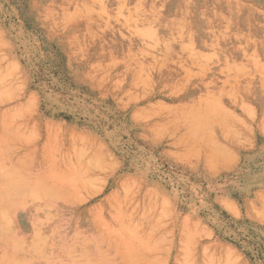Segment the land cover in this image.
<instances>
[{
	"label": "rangeland",
	"instance_id": "1",
	"mask_svg": "<svg viewBox=\"0 0 264 264\" xmlns=\"http://www.w3.org/2000/svg\"><path fill=\"white\" fill-rule=\"evenodd\" d=\"M0 244L264 264V0H0Z\"/></svg>",
	"mask_w": 264,
	"mask_h": 264
},
{
	"label": "bare ground",
	"instance_id": "2",
	"mask_svg": "<svg viewBox=\"0 0 264 264\" xmlns=\"http://www.w3.org/2000/svg\"><path fill=\"white\" fill-rule=\"evenodd\" d=\"M123 1V0H122ZM199 2L200 1H198V4H199ZM198 4H197V6H198ZM260 5V4H259ZM237 22V21H236ZM237 25V24H236ZM221 35V34H220ZM153 38V37H152ZM145 39V38H144ZM149 41V40H148ZM174 43V42H173ZM175 44V43H174ZM161 47H162V45H161ZM170 47V46H169ZM178 47V46H177ZM172 48V47H171ZM175 49H177V48H175ZM208 51V50H207ZM159 54V53H158ZM241 54V53H240ZM171 55V54H170ZM144 57H146V56H144ZM149 57V56H148ZM127 58V57H126ZM213 58V57H212ZM128 59V58H127ZM162 60H164V59H162ZM161 60V61H162ZM257 61H259V60H257ZM129 62H131V61H129ZM189 62V61H188ZM171 64V63H170ZM173 64V63H172ZM219 64V63H218ZM140 66V65H139ZM138 67V66H137ZM143 67V66H142ZM190 67V66H189ZM177 68V67H176ZM212 68V67H211ZM178 69V68H177ZM173 73V72H172ZM142 74V73H141ZM192 79V78H191ZM197 105V104H196ZM205 107V106H204ZM191 108V107H190ZM192 109V108H191ZM202 109V108H201ZM196 111V110H195ZM202 111V110H201ZM198 112V111H197ZM181 113V112H180ZM205 114V113H204ZM204 114H203V116H204ZM193 115V114H192ZM200 115V114H199ZM201 117V116H200ZM202 119V118H201ZM201 121H203V120H201ZM207 121V120H206ZM206 121H204V122H206ZM204 122H203V124H204ZM200 124V123H199ZM206 130V129H205ZM206 134V133H205ZM3 172V171H2ZM4 174V173H3ZM35 175V174H34ZM6 184H8V183H6ZM19 185H21V184H19ZM26 185V184H25ZM1 186H3V185H1ZM8 186V185H7ZM37 186H39V184L37 185ZM8 187H10V186H8ZM19 187V186H18ZM34 187H36V186H34ZM11 188V187H10ZM30 188V187H29ZM47 188V187H46ZM14 189H18V188H14ZM40 189V188H39ZM42 189V188H41ZM27 190H28V188H27ZM6 191V190H5ZM9 191V190H8ZM29 191H30V189H29ZM39 191V190H38ZM47 191V190H46ZM28 192V191H27ZM41 192V191H40ZM39 192V193H40ZM7 193V192H6ZM42 193H43V191H42ZM22 194V193H21ZM24 195V194H23ZM51 195H52V192H51ZM44 196H45V194H44ZM41 197V196H40ZM12 198V197H11ZM26 198H28V197H26ZM39 198V197H38ZM36 200H38V199H36ZM24 202H25V200H24ZM33 202V201H32ZM3 208V207H2ZM1 208V209H2ZM7 209V208H6ZM40 211V210H39ZM43 213V212H42ZM5 215H6V213H5ZM43 215V214H42ZM41 215V216H42ZM36 216V215H35ZM43 220H47V219H43ZM2 221V220H1ZM49 221V220H48ZM48 221L47 222H45V224L46 223H48ZM59 221V220H58ZM42 222V221H41ZM40 222V223H41ZM53 222V221H52ZM62 222V221H61ZM39 223V224H40ZM54 223V222H53ZM51 224V223H50ZM2 225H3V223H2ZM56 225V224H55ZM45 227V226H44ZM6 228V227H5ZM8 228V227H7ZM50 228V227H49ZM52 228H53V226H52ZM56 229H57V227H56ZM13 230V229H12ZM37 230V229H36ZM54 230V229H53ZM92 230V229H91ZM3 231V230H2ZM5 231V230H4ZM89 231V230H88ZM87 232V231H86ZM90 232V231H89ZM93 233V232H92ZM30 234H31V232H30ZM50 234V233H49ZM55 234V233H54ZM25 235V234H24ZM37 235V234H36ZM40 235V234H39ZM43 235V234H42ZM59 235V234H58ZM2 236V235H1ZM18 236V235H17ZM22 236V235H21ZM28 237V236H27ZM36 237V236H35ZM43 237V236H42ZM41 238V237H40ZM96 238V237H95ZM3 239V238H2ZM20 239V238H19ZM22 239H23V236H22ZM26 239V238H25ZM53 239H54V237H53ZM58 239V238H57ZM11 240V239H10ZM14 240V239H13ZM34 240V239H33ZM45 240V239H44ZM71 240V239H70ZM80 240V239H79ZM3 241V240H2ZM64 241V240H63ZM5 242V241H4ZM34 242H36V241H34ZM62 242V241H61ZM65 242V241H64ZM30 243V242H29ZM82 243V242H81ZM88 243V242H87ZM4 244H6V243H4ZM31 244V243H30ZM66 244V243H65ZM72 244V243H71ZM1 245V244H0ZM10 245V244H9ZM24 245V244H23ZM70 245V244H69ZM73 245V244H72ZM82 245V244H81ZM89 246V245H88ZM4 247V246H3ZM37 247V246H36ZM57 247V246H56ZM64 247V246H63ZM85 247V246H84ZM38 248V247H37ZM37 248H35V249H37ZM62 248V247H61ZM80 248V247H79ZM87 248V247H86ZM89 248V247H88ZM9 249V248H8ZM46 249H48V248H46ZM57 249V248H56ZM65 249V248H64ZM5 250V249H4ZM16 250V249H15ZM21 250V249H20ZM67 250H69V249H67ZM79 250V249H78ZM89 250V249H88ZM35 251V250H34ZM43 251V250H42ZM63 251V250H62ZM92 251V250H91ZM37 252V251H36ZM47 252V251H46ZM67 252V251H66ZM79 252H80V250H79ZM72 254H74V253H72ZM89 254V253H88ZM10 255H13V254H10ZM52 255V254H51ZM23 256V255H22ZM26 256H28V255H26ZM74 257H76V256H74ZM20 258V257H19ZM18 258V259H19ZM30 258H31V256H30ZM58 258V257H57ZM13 259V258H12ZM15 259V258H14ZM21 259V258H20ZM96 260V259H95ZM49 261V260H48ZM7 262V261H6ZM10 262V261H9ZM36 262H38V261H36ZM64 262V261H63ZM79 262V261H78ZM24 263V262H23ZM68 263V262H67ZM70 263V262H69ZM18 264V263H17ZM31 264V263H30ZM79 264H81V263H79ZM89 264V263H88ZM93 264V263H92Z\"/></svg>",
	"mask_w": 264,
	"mask_h": 264
}]
</instances>
